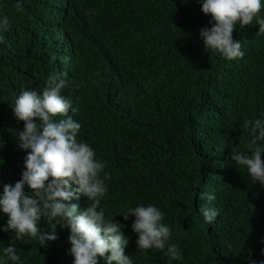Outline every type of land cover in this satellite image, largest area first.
<instances>
[{
    "label": "trees",
    "instance_id": "trees-1",
    "mask_svg": "<svg viewBox=\"0 0 264 264\" xmlns=\"http://www.w3.org/2000/svg\"><path fill=\"white\" fill-rule=\"evenodd\" d=\"M197 20L192 0H0V264H264V0L218 7L234 31L210 54Z\"/></svg>",
    "mask_w": 264,
    "mask_h": 264
},
{
    "label": "clouds",
    "instance_id": "clouds-1",
    "mask_svg": "<svg viewBox=\"0 0 264 264\" xmlns=\"http://www.w3.org/2000/svg\"><path fill=\"white\" fill-rule=\"evenodd\" d=\"M239 1L240 0H192L193 8L198 18L194 32L199 50L201 52L210 54L213 48H216L220 45L224 37L232 36L234 29L215 25L214 18L217 16L218 7H226L233 3L238 4ZM153 11L155 10L146 12L151 13ZM83 74L84 72L82 71L80 73V78H76V76L70 70H68L67 77L70 80L69 86L73 94H81L91 86L89 79L86 82L83 81ZM189 76L190 73L184 76L188 86L190 85L191 81ZM65 83L66 79L63 78V76H58L54 80L42 84L43 91L41 98L44 106L50 112H54L57 109L62 108L63 98L68 97V95L62 92ZM246 126L247 129L252 127H256L258 129V138L261 142V138L264 134V112L261 114L260 119L247 121ZM261 145L264 147V144L261 143ZM199 197L201 198V196ZM202 204L198 207V213L203 212L201 209ZM71 214L72 212L70 211L66 213L68 219L70 218ZM214 216H216V214ZM99 221V219L96 220L97 223ZM155 246L159 251L158 254L162 257H173L161 244L155 243ZM126 255L132 261L131 246L126 247Z\"/></svg>",
    "mask_w": 264,
    "mask_h": 264
}]
</instances>
